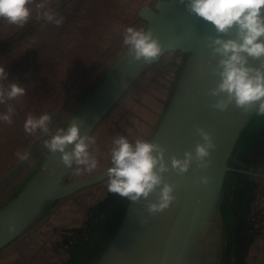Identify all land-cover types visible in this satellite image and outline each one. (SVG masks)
Listing matches in <instances>:
<instances>
[{"label": "water", "instance_id": "95a60500", "mask_svg": "<svg viewBox=\"0 0 264 264\" xmlns=\"http://www.w3.org/2000/svg\"><path fill=\"white\" fill-rule=\"evenodd\" d=\"M47 1L46 6L54 12L70 2L64 0L60 6L54 0ZM37 3L34 0L29 7L44 10L36 8ZM34 9L28 21L30 30L45 22L37 19ZM137 19L159 39L161 54L148 62L130 64L125 48L64 127L75 120L81 135L92 136L151 68L168 55L178 54L183 64L170 81L173 88L154 131L146 139L166 149L169 167L172 155L182 159L186 151L194 153L195 145L203 143L196 133L198 127L211 134L216 147L207 158L208 168L200 169L193 162L183 175L175 171L164 174L165 180L176 186L173 193L176 199L164 212L150 215L146 211L147 204L156 201L155 194L138 204L126 202L109 241L98 254L90 253V258H84L87 259L84 264H228L231 259L232 264H251L257 256L250 251L254 233H264L260 229L264 228L261 223H264V209L259 206L264 190V115H258L255 108L245 113L234 104L224 112L211 107L217 98L209 96L208 91L216 86L219 77L214 72L217 58L212 56L208 42L216 34L202 18L190 15L185 5L178 0H157L154 5H143ZM249 63L258 67L260 62ZM73 147L74 143L66 150ZM252 147L258 148L257 153L249 154ZM35 150L34 147L28 152L27 161L20 160L15 165L0 187L17 179ZM47 153L38 169L11 193L7 202L0 204V255L33 231L53 205L107 180V168L71 180L69 176L75 165L67 168L59 152ZM203 176L209 178L208 184L200 182ZM242 190L248 195L246 203L242 200ZM257 213L260 214L256 217ZM94 225L85 221L84 228L71 230L72 236L64 240L71 250L60 264H74L78 252L89 249L97 237ZM229 228L232 238L227 244ZM83 241L85 244L81 246ZM43 250L48 253L44 264H56L49 261L50 250Z\"/></svg>", "mask_w": 264, "mask_h": 264}, {"label": "rangeland", "instance_id": "374dc122", "mask_svg": "<svg viewBox=\"0 0 264 264\" xmlns=\"http://www.w3.org/2000/svg\"><path fill=\"white\" fill-rule=\"evenodd\" d=\"M35 1L45 5L48 2ZM63 1L54 0L60 6L64 4ZM156 1L72 0L69 13L77 16L72 21L73 25L69 26L74 29L70 31L68 27L69 33L64 34L59 32L64 29L65 19L60 26L45 21L32 30L27 28L30 25L28 22L19 27L0 19V67H5L9 74V80L5 84L20 83L26 90L22 97L0 104V114L7 113L9 104L14 108L11 124L0 120V182L20 161L17 152H29L36 148L17 179L0 187L1 205L38 169L37 166L48 154L43 147V140L49 137L39 131L35 134L24 131L27 116L32 114L39 117L47 113L52 118L50 129L53 132L64 127L83 99L101 81L105 70L125 49L122 43L125 29L130 26L144 28V23L137 19L138 10L145 4L154 5ZM60 9L57 7L55 11ZM44 10L34 9V14L39 16ZM33 24L34 20L31 25ZM18 31L20 33L17 35ZM182 64L183 58L180 55L171 54L149 70L92 135L96 140L92 151L99 161L98 167L91 173L85 171L76 175L75 166L69 176L71 180L89 177L108 168L112 141L117 134L126 136L130 141L146 139L151 135L168 99V93L173 88L170 81L179 73ZM38 138L40 143L35 146ZM257 151L258 148L252 147L249 154ZM262 192V204L259 206L264 209V190ZM242 194V200L246 203L248 195L244 190ZM126 202L127 200L109 193L106 182L86 189L53 205L32 231L33 240H25L28 242L23 249L27 251L31 246L33 252L34 246L38 251L49 249L52 254L49 261L60 264L71 250L65 243L72 236L71 230L84 228L85 221L94 222L97 237L90 243L89 249L79 251L78 259L73 261L74 264H84L87 262L84 258H90V253L98 254L102 245L109 241ZM255 223L260 226L257 219ZM260 229L263 231V226ZM228 231L227 244L232 238L231 228ZM79 233L74 235L78 236ZM254 238L250 251L256 252L257 256L252 258L251 264H264V233H254ZM84 244V241L81 242V246ZM16 261L17 252L5 251L0 255V264H14ZM228 264H232V259Z\"/></svg>", "mask_w": 264, "mask_h": 264}, {"label": "clouds", "instance_id": "9594fccd", "mask_svg": "<svg viewBox=\"0 0 264 264\" xmlns=\"http://www.w3.org/2000/svg\"><path fill=\"white\" fill-rule=\"evenodd\" d=\"M185 5L190 15L202 18L215 32L209 37L208 47L217 58L215 74L219 81L208 91V95L217 98L211 107L220 112L234 104L245 113L255 108L258 115H264V0H178ZM34 0H0V19L8 24L22 27L31 16ZM45 9V3L36 5ZM37 19L60 26L63 17L51 9L44 10ZM230 37V38H224ZM123 45L127 50L128 62L134 64L141 60L148 62L157 58L162 47L159 39L150 28L127 27L123 34ZM259 61V66H252L249 61ZM9 74L5 67H0V104L25 95L26 90L20 83H7ZM14 108L9 104L6 114H0V120L11 124ZM51 116L47 113L36 117L29 114L24 123L27 134L37 131L49 137L43 140V147L49 153L59 152L60 160L67 168H74V173L93 172L99 161L93 155L92 146L96 140L91 135H81L80 125L73 120L67 127L50 129ZM196 133L203 143L195 145L194 153L186 151L184 157L165 158L166 149L160 143L149 139L137 138L130 141L126 136L117 134L110 150V166L106 169L107 191L130 203H140L155 194L156 201L149 202L146 211L152 215L168 209L176 197L175 185L168 183L164 174L175 171L183 175L193 162L200 169L209 167L211 155L216 145L211 134L203 128H196ZM74 143L71 151L67 147ZM21 161L29 159V153H16ZM203 184L209 178H200ZM10 230L12 226H9Z\"/></svg>", "mask_w": 264, "mask_h": 264}, {"label": "trees", "instance_id": "16d2710c", "mask_svg": "<svg viewBox=\"0 0 264 264\" xmlns=\"http://www.w3.org/2000/svg\"><path fill=\"white\" fill-rule=\"evenodd\" d=\"M72 1V0H70ZM73 4V2H69L68 4L66 5H63V8H61L60 10L58 11H55L57 13H59L60 16L63 17V20L65 19L64 21V29L62 31H60L59 33H69L68 32V27H69V30L70 31H73V27L72 26H69V25H73V20H75L77 14H73V13H69V10H70V7L71 5ZM72 18H71V16ZM32 231L30 233H28L27 235L23 236L21 238V240H19L17 242V244H15L14 246H11L9 248V251H12V252H17V261L14 262V264H44L46 263L48 260H46V256H48V253L47 251L45 250H42V251H38L39 249L37 247L34 246L35 248V251L33 252V247L31 246L29 248V250L25 251L23 249V246L25 245L26 242L28 241H25V240H33V235L31 234ZM8 252V251H7ZM37 254V256H36ZM45 254V256L42 258V255ZM52 254L50 255L49 259L51 258Z\"/></svg>", "mask_w": 264, "mask_h": 264}]
</instances>
